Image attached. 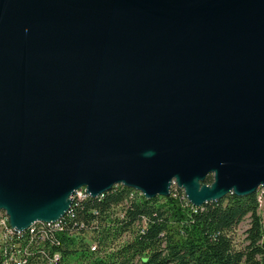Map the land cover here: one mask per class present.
Returning <instances> with one entry per match:
<instances>
[{
  "label": "water",
  "instance_id": "95a60500",
  "mask_svg": "<svg viewBox=\"0 0 264 264\" xmlns=\"http://www.w3.org/2000/svg\"><path fill=\"white\" fill-rule=\"evenodd\" d=\"M173 183L195 208L264 188V0H0L9 226Z\"/></svg>",
  "mask_w": 264,
  "mask_h": 264
},
{
  "label": "trees",
  "instance_id": "16d2710c",
  "mask_svg": "<svg viewBox=\"0 0 264 264\" xmlns=\"http://www.w3.org/2000/svg\"><path fill=\"white\" fill-rule=\"evenodd\" d=\"M258 208L256 193L195 208L174 190L147 199L118 185L96 198L75 197L63 230L45 241H30L26 232L17 242L22 252L27 249L24 264H264ZM246 218L247 245L236 248L232 232ZM14 247L0 246V264ZM55 254L58 261L49 263Z\"/></svg>",
  "mask_w": 264,
  "mask_h": 264
},
{
  "label": "built area",
  "instance_id": "2783aa9c",
  "mask_svg": "<svg viewBox=\"0 0 264 264\" xmlns=\"http://www.w3.org/2000/svg\"><path fill=\"white\" fill-rule=\"evenodd\" d=\"M75 197L81 199V198H85L86 197V193L83 189L75 192V194L72 196V199H74ZM259 202V201H258ZM71 208V207H70ZM70 212L69 211L66 213V215H68ZM65 215V216H66ZM64 216V217H65ZM64 217H62L61 219L53 222V227H46L45 229H39V230H30V227L27 228V230L24 231H17L13 228H11L8 225V221L6 220L7 223V231H11L10 233H6L9 236V243H3L0 244V246H5V248L8 247V245H14V249L13 252L11 254H9L8 258L5 259L3 261L2 264H24L25 263V257H24V253L27 254V249L24 250V252H22L18 247H19V243L17 242L18 240H20L22 238V236L24 235V233L28 232L29 234H31L32 238L30 239V241L35 237L38 236L40 241H45L49 235H53V233H58L60 231L63 230V225H64ZM59 259L58 255L55 254L54 257L51 259V262H57ZM49 262V263H51Z\"/></svg>",
  "mask_w": 264,
  "mask_h": 264
},
{
  "label": "rangeland",
  "instance_id": "374dc122",
  "mask_svg": "<svg viewBox=\"0 0 264 264\" xmlns=\"http://www.w3.org/2000/svg\"><path fill=\"white\" fill-rule=\"evenodd\" d=\"M171 190H174L176 193H183L182 189H178L176 185L173 183ZM256 198L257 202L259 201V208H258V213L261 217L262 222H264V188H258L256 190ZM6 220L8 221V218L4 212H0V244L3 243H9V236L7 235L11 231H7V223ZM249 219H244L232 232V237H233V243L235 244L236 248H243L247 245L246 242V231L249 228ZM7 233V234H6ZM86 237L89 239L91 237L90 233H86ZM26 250V249H25ZM52 260L50 259V262Z\"/></svg>",
  "mask_w": 264,
  "mask_h": 264
},
{
  "label": "bare ground",
  "instance_id": "6f19581e",
  "mask_svg": "<svg viewBox=\"0 0 264 264\" xmlns=\"http://www.w3.org/2000/svg\"><path fill=\"white\" fill-rule=\"evenodd\" d=\"M84 190V189H83ZM79 191V190H78ZM77 192V191H76ZM75 194V193H74ZM73 194V195H74ZM89 196L88 194H86ZM90 197V196H89ZM72 198V197H71ZM73 202V199H72ZM9 225V224H8ZM46 227H53V222L50 223H43V222H36L30 226V230H39V229H45ZM27 230V229H26Z\"/></svg>",
  "mask_w": 264,
  "mask_h": 264
}]
</instances>
